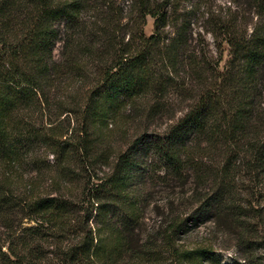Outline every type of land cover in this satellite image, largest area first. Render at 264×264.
Segmentation results:
<instances>
[{
  "label": "trees",
  "instance_id": "trees-1",
  "mask_svg": "<svg viewBox=\"0 0 264 264\" xmlns=\"http://www.w3.org/2000/svg\"><path fill=\"white\" fill-rule=\"evenodd\" d=\"M130 2L121 23L117 0H0V264H221L178 242L212 218L242 251L228 264H264V206L231 187L239 159L264 181V0L249 32L206 29L222 66L178 0Z\"/></svg>",
  "mask_w": 264,
  "mask_h": 264
},
{
  "label": "rangeland",
  "instance_id": "rangeland-1",
  "mask_svg": "<svg viewBox=\"0 0 264 264\" xmlns=\"http://www.w3.org/2000/svg\"><path fill=\"white\" fill-rule=\"evenodd\" d=\"M178 10L186 11L190 20V30L192 32L191 44H197L201 42L206 49H209V55L214 59L221 58L220 66H222L228 58V50L225 42L222 43L223 50H219L216 46V40L209 31L211 24L214 22L219 23H233V30L239 32L242 29H249L253 22L256 20L253 7L247 4L248 0H178ZM130 0H117V5H120L125 15L121 19V23L128 21ZM215 20V21H214ZM152 31V18L147 17L146 25L144 26V32L150 33ZM264 92V91H263ZM183 106V104H182ZM111 126V124L109 125ZM163 128L164 121L156 120V123H152L150 128ZM115 143L117 140L115 139ZM49 160H52V155H49ZM221 160L219 157L209 158L208 156H202V163L205 168L214 170L219 167ZM240 159L236 160L235 166V179L232 184V192L237 196L239 202L252 203L254 207L264 206V200L260 199L264 195V181H257L252 178L251 174L247 173L243 169H239ZM239 171H238V170ZM104 167H97V173L101 174ZM234 172V171H233ZM187 186H194L195 183L191 179H188ZM210 184V183H209ZM213 188V185H206L205 188ZM202 187V186H201ZM203 188V187H202ZM153 201L150 202L144 209V222L142 226V236L145 234H153L159 225V210L157 206L160 205L161 194L163 193L160 184L155 185ZM260 199V200H259ZM217 220V219H216ZM261 220V221H260ZM261 226L259 232L264 233V216L260 219ZM219 222V221H218ZM234 229L231 224L225 225L221 220L219 223L215 222V219H209L200 222L193 229L183 235L178 242L180 244H191L193 242H209L212 243L213 248L217 251L221 258V264H228L235 259H240L242 251L235 245L236 238L234 235ZM131 264L130 260L126 263ZM145 264H165L164 262H145Z\"/></svg>",
  "mask_w": 264,
  "mask_h": 264
}]
</instances>
